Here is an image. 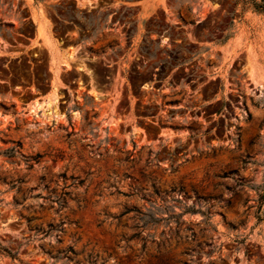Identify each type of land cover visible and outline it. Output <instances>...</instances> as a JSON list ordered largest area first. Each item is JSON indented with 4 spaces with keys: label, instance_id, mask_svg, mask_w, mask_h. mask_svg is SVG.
<instances>
[{
    "label": "rangeland",
    "instance_id": "1",
    "mask_svg": "<svg viewBox=\"0 0 264 264\" xmlns=\"http://www.w3.org/2000/svg\"><path fill=\"white\" fill-rule=\"evenodd\" d=\"M253 1L0 0V264H264Z\"/></svg>",
    "mask_w": 264,
    "mask_h": 264
},
{
    "label": "trees",
    "instance_id": "2",
    "mask_svg": "<svg viewBox=\"0 0 264 264\" xmlns=\"http://www.w3.org/2000/svg\"><path fill=\"white\" fill-rule=\"evenodd\" d=\"M253 5L258 9V10H263L264 11V0H262V2H257V1H253ZM0 250H3L5 252H7L8 254H10L12 257H14L15 255L13 253H11V251L9 249H7L6 247L2 246L0 244Z\"/></svg>",
    "mask_w": 264,
    "mask_h": 264
},
{
    "label": "crops",
    "instance_id": "3",
    "mask_svg": "<svg viewBox=\"0 0 264 264\" xmlns=\"http://www.w3.org/2000/svg\"><path fill=\"white\" fill-rule=\"evenodd\" d=\"M56 44L53 42V53H55V49H54V46H55ZM56 54V53H55Z\"/></svg>",
    "mask_w": 264,
    "mask_h": 264
},
{
    "label": "bare ground",
    "instance_id": "4",
    "mask_svg": "<svg viewBox=\"0 0 264 264\" xmlns=\"http://www.w3.org/2000/svg\"><path fill=\"white\" fill-rule=\"evenodd\" d=\"M67 65V64H66Z\"/></svg>",
    "mask_w": 264,
    "mask_h": 264
}]
</instances>
